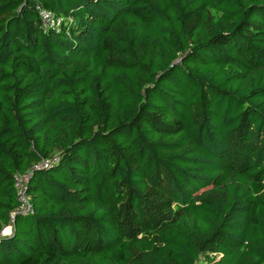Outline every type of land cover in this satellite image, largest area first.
I'll use <instances>...</instances> for the list:
<instances>
[{
	"label": "trees",
	"instance_id": "obj_1",
	"mask_svg": "<svg viewBox=\"0 0 264 264\" xmlns=\"http://www.w3.org/2000/svg\"><path fill=\"white\" fill-rule=\"evenodd\" d=\"M7 226L0 264H264V0H0Z\"/></svg>",
	"mask_w": 264,
	"mask_h": 264
},
{
	"label": "built area",
	"instance_id": "obj_2",
	"mask_svg": "<svg viewBox=\"0 0 264 264\" xmlns=\"http://www.w3.org/2000/svg\"><path fill=\"white\" fill-rule=\"evenodd\" d=\"M37 12L40 20L41 27L43 31H50V30H58L61 19L60 17L56 16L51 11L46 10L45 8L41 6H37ZM51 164L50 160H46L41 162L40 164L36 165L34 168L39 169L46 167ZM29 174H16L14 176V186L17 190L18 200L21 203L20 207L18 209V212L20 213H29L31 212V208L29 206L28 200L25 195V188L26 183L28 181ZM1 236H4L1 231Z\"/></svg>",
	"mask_w": 264,
	"mask_h": 264
},
{
	"label": "rangeland",
	"instance_id": "obj_3",
	"mask_svg": "<svg viewBox=\"0 0 264 264\" xmlns=\"http://www.w3.org/2000/svg\"><path fill=\"white\" fill-rule=\"evenodd\" d=\"M10 230H11V227H10V226L4 227V228L2 229V233H3V235H5V233H9Z\"/></svg>",
	"mask_w": 264,
	"mask_h": 264
},
{
	"label": "crops",
	"instance_id": "obj_4",
	"mask_svg": "<svg viewBox=\"0 0 264 264\" xmlns=\"http://www.w3.org/2000/svg\"><path fill=\"white\" fill-rule=\"evenodd\" d=\"M11 232H12V229L9 231V233H5L4 236H9L11 234Z\"/></svg>",
	"mask_w": 264,
	"mask_h": 264
}]
</instances>
